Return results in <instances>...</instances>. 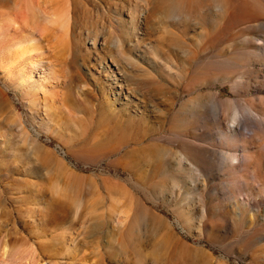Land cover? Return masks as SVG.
<instances>
[{"label": "rangeland", "instance_id": "1", "mask_svg": "<svg viewBox=\"0 0 264 264\" xmlns=\"http://www.w3.org/2000/svg\"><path fill=\"white\" fill-rule=\"evenodd\" d=\"M51 1L0 0V264H264V0Z\"/></svg>", "mask_w": 264, "mask_h": 264}, {"label": "bare ground", "instance_id": "2", "mask_svg": "<svg viewBox=\"0 0 264 264\" xmlns=\"http://www.w3.org/2000/svg\"><path fill=\"white\" fill-rule=\"evenodd\" d=\"M49 1H51V0H49ZM181 1H187L188 2V1H191V0H181ZM203 1H205V0H203ZM49 6H50L49 7L50 8L49 10H45L46 9L45 6H44L45 7L44 11L41 8L44 17L46 18L45 20H47V23L49 22L55 28H56V26H64V21H63L61 15H60V10L57 7H55L54 3L50 4ZM30 9L35 12V9L36 8L33 5H30ZM92 44H93V47L94 48H97V45H98L97 42L94 41ZM97 54H98L97 56H98V59H99V61H98L99 67L102 68V73H105L104 75L106 76V80H104V82H101V84H100V90H101V92L105 93V95H107V97H108V95H111V94L112 95H116V94L121 95L122 94V95H124V98H126V97L128 98V96H129L128 94L130 93L129 88L126 87L128 91L127 92H123L124 89H126V88H124L122 86V84L118 83L119 82L118 81L119 80V77L117 76V73L113 72V67L107 61V58L104 57L99 51H97ZM115 61L116 60L112 57V64L115 67H117L120 72H122V69L120 68L119 63L117 64V61L116 62ZM89 69L92 70L90 67H89ZM107 71H109L111 73V75H107ZM117 88H119V90L118 91L117 90L115 91V89H117ZM256 156H259V155H256V154L254 155V154H251V153L248 154V158L249 159H252V160H256V158H257ZM5 252L6 251H4V253Z\"/></svg>", "mask_w": 264, "mask_h": 264}]
</instances>
